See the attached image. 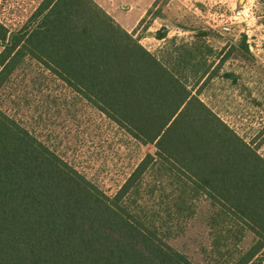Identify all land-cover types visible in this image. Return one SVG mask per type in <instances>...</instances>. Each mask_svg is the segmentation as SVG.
<instances>
[{"label":"trees","instance_id":"trees-1","mask_svg":"<svg viewBox=\"0 0 264 264\" xmlns=\"http://www.w3.org/2000/svg\"><path fill=\"white\" fill-rule=\"evenodd\" d=\"M195 38L163 62L94 0H43L15 31L0 22V96L36 62L157 149L110 196L0 105V264H195L167 243L173 223L160 230L165 218L144 206L147 174L170 181L158 195L168 220L212 200L208 264L264 263V160L183 81L190 63L207 66Z\"/></svg>","mask_w":264,"mask_h":264},{"label":"rangeland","instance_id":"rangeland-1","mask_svg":"<svg viewBox=\"0 0 264 264\" xmlns=\"http://www.w3.org/2000/svg\"><path fill=\"white\" fill-rule=\"evenodd\" d=\"M43 0H0V22L19 30ZM252 7V17L234 19L236 10ZM116 22V21H115ZM163 30L165 38H158ZM148 51L169 62L174 48L200 40L199 71L190 69L183 81L220 120L264 160V0H157L144 21L130 32ZM199 40H195L197 42ZM210 50V51H209ZM1 51V48H0ZM209 70L203 73L205 68ZM209 72V73H208ZM212 73V76L210 74ZM210 76V77H209ZM1 108L39 141L58 154L89 181L112 196L156 147L135 139L123 127L91 105L63 81L36 62L15 73L0 96ZM170 181L147 174L140 194L149 189L152 201L144 206L173 223L167 243L195 264L211 257L209 222L212 200L200 194L196 211L186 220H168L158 201ZM138 200V199H137ZM182 226V228L178 226ZM246 232L242 248L254 241ZM264 264V263H263Z\"/></svg>","mask_w":264,"mask_h":264},{"label":"crops","instance_id":"crops-1","mask_svg":"<svg viewBox=\"0 0 264 264\" xmlns=\"http://www.w3.org/2000/svg\"><path fill=\"white\" fill-rule=\"evenodd\" d=\"M123 29L135 30L157 0H94Z\"/></svg>","mask_w":264,"mask_h":264},{"label":"built area","instance_id":"built-area-1","mask_svg":"<svg viewBox=\"0 0 264 264\" xmlns=\"http://www.w3.org/2000/svg\"><path fill=\"white\" fill-rule=\"evenodd\" d=\"M253 15L252 7L243 6L234 13V19L239 22L249 20Z\"/></svg>","mask_w":264,"mask_h":264}]
</instances>
